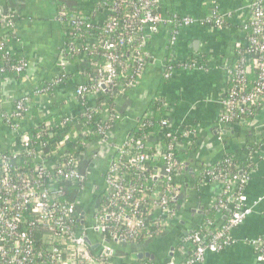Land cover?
<instances>
[{"label": "built area", "instance_id": "1", "mask_svg": "<svg viewBox=\"0 0 264 264\" xmlns=\"http://www.w3.org/2000/svg\"><path fill=\"white\" fill-rule=\"evenodd\" d=\"M60 1L56 15L64 35L56 65L60 72L31 96L14 100L9 111H0L10 138L7 151H0V264H114L93 256L90 245H98L107 257L118 256L117 247H144L174 221L175 184L182 174L175 151L188 149L199 132L198 126H175L165 118L159 122V130L130 135L111 145L112 126L108 125L107 111L100 108L105 104L103 94L118 100L139 85L152 61L150 38L162 25L172 27L168 45L171 53L162 76L167 82L173 80L178 67L186 63L178 59L175 50L180 31L198 21L178 14L164 16L159 10L161 0H91L89 11L73 0ZM246 1L247 17L239 29L243 38L236 43V63L224 66L228 85L220 98L219 127L246 125L247 117L257 119L264 109V0ZM217 8H212L207 20L229 30L223 27L228 16ZM17 25L16 12L0 13V35L5 34L0 38V76L5 71L20 76L28 69L22 55L8 65L19 43ZM91 53H95L93 57ZM72 65L84 78L73 94L81 111L56 119L38 103V113L32 120L37 118L39 122L29 128L34 131L41 127L40 131L35 135L23 132L33 97L47 95L62 85ZM91 67L97 73L95 77L89 73ZM193 68L207 70L208 65L194 63ZM250 71L255 75L253 80L246 77ZM153 117V112L146 109L139 129L148 128L150 124L146 123L150 122L145 120ZM41 135L48 140H41ZM90 135L99 138L93 146L85 142ZM111 149L112 157L101 174L103 197L96 203L90 221L84 223V199L82 194L77 198L73 195L83 191L101 168L104 159L98 160L99 154L105 152L107 157ZM225 162L220 169L207 167L198 187L220 184V196L229 193L227 200L219 197L211 205L220 215L235 193L233 211L216 229L214 222L204 219L198 230L183 240L187 246L185 259L173 264L202 263L208 253L222 251L233 243L231 230L251 214L253 206L244 205L243 190L252 169L246 175H236L228 168L232 160ZM240 184L243 187L239 192ZM36 232L40 233L38 240ZM93 237L96 239L92 241ZM251 244L257 260L264 263V236Z\"/></svg>", "mask_w": 264, "mask_h": 264}, {"label": "crops", "instance_id": "2", "mask_svg": "<svg viewBox=\"0 0 264 264\" xmlns=\"http://www.w3.org/2000/svg\"><path fill=\"white\" fill-rule=\"evenodd\" d=\"M73 1L78 3L84 11H89L87 7L91 0ZM60 3V0H0V13L9 10L18 15L19 43L16 48L28 61V69L20 78L0 79V111H9L13 107L14 100L21 98L22 95L28 96L26 94L31 96L40 83L50 81L60 72L56 66L64 38L63 28L56 21ZM213 6H217L218 10L226 14L235 28L214 30L197 23L180 31L175 48L180 61L190 56L192 58L206 56L208 69H179L173 80L168 83L163 81L164 65L171 51L168 46V26H158L150 38L152 61L147 64L142 73L139 85L117 100L116 109L119 117L109 133L111 145H116L129 137L141 114L149 108L150 101L156 96L166 99L162 100L167 101L166 119L171 124L199 127V132L192 143L191 164L186 165L185 173L182 169V174L177 180L175 201L177 208L174 221L169 229L146 243L144 249L140 250L154 256L157 260L156 264L171 260L181 262L185 259L187 246L179 238L183 232L197 225L199 215L193 212L195 204L199 203L203 207V223L206 208H211L212 203L221 194L220 184L199 189V182L195 184V181L207 167L219 161L224 154H235L241 159L243 148L250 136L244 138L230 130L226 134L218 133V129L222 130V126L215 125L221 111L220 98L227 86L224 66L233 61L235 40L239 41L243 38L239 29L247 17L245 0H161L159 10L164 16L174 12L199 22ZM68 70L71 74L62 85L56 87L50 94L33 97V106L23 124V129L29 128L32 123L39 122L37 118L32 120L38 113V103L45 105L53 118L78 114L79 107L73 94L76 85L83 83L84 78L74 74L76 71L73 66H69ZM260 119L264 120V109L255 119L252 127L263 125L264 121L258 122ZM263 143L264 140L254 143L253 146L257 145L258 149L254 151L251 149L247 156L253 168L244 187L243 196L244 205L253 206L251 214L241 225L231 230L230 235L233 240L231 245L218 253H208L204 262L198 264H264L257 260L256 251L251 244L254 239L264 236ZM9 144L7 129L3 127L0 120V151L6 150ZM188 151L189 148L184 151V154ZM112 152L113 149L108 152L106 159L100 161L103 162L101 169L112 157ZM85 211L83 208L81 214V217L85 219L84 223L86 222ZM93 239L96 238L93 237L92 241ZM96 249L100 247L97 245L94 250ZM117 259L121 260L120 264H131L134 261L127 253L119 254Z\"/></svg>", "mask_w": 264, "mask_h": 264}, {"label": "trees", "instance_id": "3", "mask_svg": "<svg viewBox=\"0 0 264 264\" xmlns=\"http://www.w3.org/2000/svg\"><path fill=\"white\" fill-rule=\"evenodd\" d=\"M245 3H247L246 0H245ZM213 7H211V9L209 10L208 14L205 15V17L198 22L199 25L209 26L211 29H214V28L217 29L218 28V27H215L214 26L213 20H209V21L207 20L208 19V15L210 14V11L212 10ZM216 11H218V8H217ZM175 14L176 13H174V12H170L167 15V17H172ZM223 27L230 28L231 30H233L235 28L234 25L231 24V21H230V19L228 17L224 18ZM168 29H169V32H170L172 30V27L171 26L170 27L168 26ZM218 29H220V28H218ZM1 37H5V34H1L0 35V38ZM236 41L237 40H235V43H234V46H233V51H234L233 53H234V55H233V61L231 62V65H233V64L236 63V57H235L236 56V52H237V50H236V43L237 42ZM239 41H242V40H239ZM177 43H178V41H177ZM15 53L16 54L12 58L13 60H10L8 62V65H10V62H14L15 59H17L19 56H21V54L19 53V51L17 50L16 47H15ZM61 53H62V51H61ZM94 54L95 53H91L90 56L93 57ZM198 58H199V60H196V59L192 58L191 56L188 57V59H186V63H184V65H181V66L179 65L180 67H178V69H183V67H186V69H188V70L189 69H193L194 63H196L197 65H207L208 60L206 59V56H202V57H198ZM97 62H99L98 59H97ZM71 63H74V61L71 60ZM211 65H212V63H211ZM5 67H7V65ZM73 68H75V67L73 66ZM89 71H90L89 73L91 74L92 77H95L96 76L97 73L93 69V67H91ZM163 71H164V69H163ZM24 74H22V75H24ZM74 74H77V73H74ZM22 75H20V76H22ZM20 76L15 75L13 72L5 71L0 76V79L20 78ZM254 76L255 75H254L253 71H250V72L246 73V77H248V79H252L253 80L254 79ZM162 79H163V81H165L164 78H163V76H162ZM165 82H167V81H165ZM168 82H170V81H168ZM45 83L46 82L40 83L39 87H37V88H40ZM227 85H228V82H227ZM26 95L30 96V94H26ZM23 96H25V95H22V97ZM162 99H165V98L162 97ZM162 99H160L159 97L156 96V97H154L150 101L149 108H147V109L149 111L153 112L154 117L152 119H150V120H145V121H149L150 122V123H146L147 125L150 124V126L148 128H145L144 131L140 130L139 129V125H140V123H142V121L139 118V120L136 123L135 128L131 132V135H137L138 136V135H141V133H144V132L146 133L147 131H157V130H159V122L162 119L167 118V115H168L167 110H166L167 101H164ZM102 100L105 102V104L102 105V107H100L101 108V111L102 112H106L107 111L106 119H107L108 125L113 126V124L116 121H118V112H117V109H116V106L118 104L117 103V100L115 98L111 97L108 94H103L102 95ZM79 111H81V110L79 109ZM52 118H53V115H52ZM98 119L99 118H97V120ZM254 122H255V118L252 117V116H250V117H247V119H246V125H243V126H237V125L236 126H232V125H230V126H232L234 128L233 130H234V133L235 134H240L241 137L246 138L248 135H250V132H249V129L248 128L252 127V125H254ZM215 125L217 127H219L217 125V122H216ZM26 129H23L22 128V130H25L23 132H28V133H31V134H34L35 135V133L37 134V132L40 131L41 127H39L38 129H36L34 131L31 130L30 128H26ZM40 138L43 141L48 140V137L45 136V135H41ZM98 141H99V138L96 137L95 135H90V136L87 137V139H85V142L88 143L89 146L95 145ZM192 146H193V144H191L188 147L189 148V151H188L187 154H184V151L183 152L182 151H179V150H176L175 151L176 152V156L178 157V159L180 161V164L182 166V169L184 170V173H185V170H186V165H190L191 164V159H192V154H191ZM7 149H6V151H7ZM256 149H258V146L257 145H254L252 147V151H254ZM229 159L232 160V163L228 166L229 170L232 173H234L236 175H239L240 158H239V156H236L235 154H231V153L224 154L219 161L213 163L209 167H213V168L220 169V168L226 166V162L225 161L226 160H229ZM104 168L105 167H103L102 169L99 168L96 171V173L90 178L91 181L89 180L88 183L86 184V186H85V188H84L83 191L79 192L76 195H73L74 198H77L78 196H80L82 194V197L85 200L84 203L82 204V209L85 208V210H86L85 213L87 214V215L85 214V217H86V222L85 223H88L90 221L91 215L95 211L96 203L98 202L99 199H101L103 197V192L101 191V189L103 188L101 174L104 171ZM251 168H253V165L251 164L250 158L248 157L246 159V161L244 162V164H243V175L248 174L250 172ZM202 175H203V173L201 174V176L199 177V179L195 181V184H197V182H199L201 180ZM193 180H194V178H193ZM175 187L177 188V183L175 184ZM242 187H243V185L240 184L239 187H238L239 188V192L242 189ZM100 191L102 192V194H100L101 193ZM95 193L98 194V196ZM228 196H229V193L228 194L227 193H225V194L223 193L220 196V199L227 200L228 199ZM173 203H174V201L172 202V204ZM220 216L221 215L217 213V211H216L215 208H213V207L212 208H206L205 219H210L212 222L215 223V225L213 226V229H216L217 228L216 224L218 222V219H220ZM39 236H40V233L39 232H36V234H35L36 240L39 239ZM205 241H208V238H206ZM131 248H132V246L122 247L120 249H124L125 250V253H127L128 255H130L133 252H137V251H140V250H143L144 249L143 247H140L139 250L130 251ZM117 249H119V248L117 247ZM91 252H92L91 254H93V256H95L96 258H99L101 260L102 259L103 260L104 259L107 260V263H115V264H120L121 263L120 262L121 260H118L117 259V255H115L113 257H107L106 255H104L102 253V251L97 250V249L96 250H91ZM142 263H144V264H156L154 261H152L150 259L136 260V261L134 260L131 264H142ZM159 264H170V262L168 261L166 263H159Z\"/></svg>", "mask_w": 264, "mask_h": 264}, {"label": "water", "instance_id": "4", "mask_svg": "<svg viewBox=\"0 0 264 264\" xmlns=\"http://www.w3.org/2000/svg\"><path fill=\"white\" fill-rule=\"evenodd\" d=\"M233 129L234 128L232 126H230V125H224L222 127V130H220V128L218 129V133L221 132L222 134H226V132L228 130L233 132L234 131ZM248 129H249L251 137L250 136L248 137L247 144L243 148L242 156H241V159H240V166H239V175L240 176L243 174V164L246 161V158H247L248 154L250 153V151H251V149L253 147V144L264 140V124L260 125V126H257V127L253 126V127L248 128ZM96 195L98 196V194H96ZM234 197H235V193H234V195L231 198H229V205H228L227 209L224 211V213L221 216L220 220L217 222V224H216L217 228H219V227H221L223 225V223L227 220V218L229 217V215L233 211ZM194 208H195V210L193 209V212H197L198 213L199 220L197 222V225L194 226L191 230L182 233V236H180V238H179L181 241L184 240V238L187 237L188 235L196 232L198 230L199 226L202 223V217L204 216L203 207L200 206L199 203H197V204H195ZM86 243L88 245H90V241H89L88 238L86 239ZM96 247H97V245H90V249L91 250H94ZM170 255H172V253ZM130 257L133 260H135V261L136 260L150 259V260L154 261L155 263L157 262V260L154 258V256H152V255L150 256L145 251L133 252V253L130 254ZM172 262H173V260L170 261V264H173Z\"/></svg>", "mask_w": 264, "mask_h": 264}, {"label": "rangeland", "instance_id": "5", "mask_svg": "<svg viewBox=\"0 0 264 264\" xmlns=\"http://www.w3.org/2000/svg\"><path fill=\"white\" fill-rule=\"evenodd\" d=\"M3 7H5V6H3ZM262 121H264V120H261V119H260L258 122H262ZM263 144H264V143H263ZM105 154H106L105 152H101V153L99 154V158H98V160H100L101 158L106 159V157L104 156ZM139 248H140V247H132L130 251L139 250ZM116 252H118L119 254L123 255V254L125 253V250H122V249L119 248Z\"/></svg>", "mask_w": 264, "mask_h": 264}, {"label": "flooded vegetation", "instance_id": "6", "mask_svg": "<svg viewBox=\"0 0 264 264\" xmlns=\"http://www.w3.org/2000/svg\"><path fill=\"white\" fill-rule=\"evenodd\" d=\"M98 250H100V251H101V249H98Z\"/></svg>", "mask_w": 264, "mask_h": 264}]
</instances>
